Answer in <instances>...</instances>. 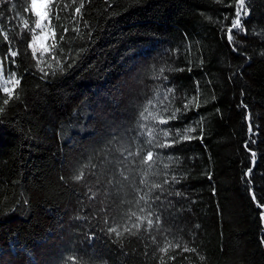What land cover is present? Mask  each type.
I'll return each instance as SVG.
<instances>
[{"label":"trees","instance_id":"trees-1","mask_svg":"<svg viewBox=\"0 0 264 264\" xmlns=\"http://www.w3.org/2000/svg\"><path fill=\"white\" fill-rule=\"evenodd\" d=\"M238 7L53 0L36 58L31 0L0 4V264H264V0L230 44Z\"/></svg>","mask_w":264,"mask_h":264},{"label":"snow or ice","instance_id":"snow-or-ice-1","mask_svg":"<svg viewBox=\"0 0 264 264\" xmlns=\"http://www.w3.org/2000/svg\"><path fill=\"white\" fill-rule=\"evenodd\" d=\"M5 2V0H0V4H3ZM53 0H31V12L35 15L36 20H35V27L32 29L33 32H35L36 29H42V27H44L45 25V21L49 20L50 22V5L52 4ZM238 4L239 7L236 9L235 14H236V18L234 21H232L231 26L228 27L227 29V40L230 42V44L234 41V36H233V30H242L243 29V25L241 22V12L244 10V5H245V0H238ZM13 7L15 8V5H13ZM84 7L83 4H81L80 7L75 8V13L76 14H80L81 13V9ZM26 11H28L26 9ZM245 16L248 15L247 12L243 13ZM23 28L24 29H28L29 28V22L28 20L24 19L23 20ZM65 32H67V29H64ZM52 34L53 36H55V32L53 29L50 28H44V30L41 31V33L39 35H35L33 36V40L32 43L29 45V47L32 49V55L33 57L36 56L37 51H39L41 53V56L44 53H48L51 49L49 48V46L46 45V40L49 36V34ZM63 39V37H62ZM8 37L7 34H5V42H7ZM52 47H55V45H53ZM235 50V49H234ZM8 57L13 58V63L15 62V58L17 57L18 53L17 51L14 50H9L8 52ZM7 59V57H6ZM37 68L44 73L45 76L48 75V73L44 72V69L40 67V64L37 63ZM3 70V65L2 62H0V72H2ZM63 69L61 68V71ZM6 83H10L12 85V87H4L3 88V93L6 94H11L14 90H15V86L21 84V80L20 79H16L15 78V73L12 74V78L10 80L5 81ZM10 103V99H5L3 100V104L4 105H8ZM187 107V105H186ZM169 119H175V114L171 115L169 117ZM161 124H167L168 121L167 120H160ZM251 130V126L250 129ZM191 131H194V129H191ZM149 136L152 135V132L148 133ZM163 135L165 137L169 136L168 132H164ZM184 140H190L192 139L191 136H184L183 137ZM149 143L151 144L152 141L150 140ZM159 148H169L172 147L171 144H158L156 145ZM253 158H255V153H253ZM147 160L148 161H152L153 160V152L152 151H148L147 152ZM254 162V161H253ZM253 173V168H249L247 170L246 173V177H250L251 174ZM82 177L81 176H76L75 179L76 180H80ZM156 187H159V185H157ZM252 198L255 200V194H252ZM157 200H159V197H157ZM262 209H264V204H260L259 205ZM163 211V210H162ZM151 215V214H150ZM162 221H161V217L158 214L156 217L155 222L152 219H148L147 220V225L149 228H157L158 230L160 229V225H161ZM135 227L139 228L140 225H135ZM109 233H115L117 236L120 235L119 232H117V230L115 228H109L108 229ZM133 235H135V233H133ZM93 239H95V237H92ZM155 239V237L153 238ZM176 247H180L179 244L176 245ZM162 252H166L167 249L166 248H162L160 249ZM185 252L188 251H195V249H189L188 247H184L183 249ZM171 259L175 260V257H172ZM201 259H203V257H201ZM105 264H107V262L105 261ZM161 264H163V262H161Z\"/></svg>","mask_w":264,"mask_h":264},{"label":"rangeland","instance_id":"rangeland-1","mask_svg":"<svg viewBox=\"0 0 264 264\" xmlns=\"http://www.w3.org/2000/svg\"><path fill=\"white\" fill-rule=\"evenodd\" d=\"M44 28H50L52 29V25L51 23L49 22V20H46L45 21V25L44 27H42V29H38V33L36 35H39L41 33L42 30H44ZM52 39H53V35L50 33L47 40H46V45L47 46H50L51 42H52ZM32 43V41H31ZM32 50V49H31ZM41 56V53L39 51H37L36 53V58H39ZM12 78V75H4L0 72V83H1V86L2 88L4 87H12V85L10 83H6L5 81L7 80H10Z\"/></svg>","mask_w":264,"mask_h":264}]
</instances>
